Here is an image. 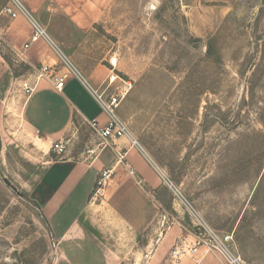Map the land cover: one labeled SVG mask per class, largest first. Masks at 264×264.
Wrapping results in <instances>:
<instances>
[{
  "label": "rangeland",
  "instance_id": "obj_1",
  "mask_svg": "<svg viewBox=\"0 0 264 264\" xmlns=\"http://www.w3.org/2000/svg\"><path fill=\"white\" fill-rule=\"evenodd\" d=\"M85 37L69 60L107 76L119 56L132 82L119 116L159 179L161 213L136 243L205 227L242 264H264V0H113ZM68 140L75 156L103 144L80 119ZM25 156L7 164L0 149V264H53L46 217L19 185L41 163Z\"/></svg>",
  "mask_w": 264,
  "mask_h": 264
},
{
  "label": "crops",
  "instance_id": "obj_2",
  "mask_svg": "<svg viewBox=\"0 0 264 264\" xmlns=\"http://www.w3.org/2000/svg\"><path fill=\"white\" fill-rule=\"evenodd\" d=\"M21 1L60 50L76 61L85 36L95 30L113 2ZM7 5L8 0H0V39L10 53L0 50V149L7 164L14 154H25L24 159L35 155L37 162L31 163H41L37 178L33 169H25L19 185L46 217L55 240L53 264H227L206 248L174 259L173 250L187 249L195 240L177 225L153 246L136 243L135 238L150 236L151 225L161 213L155 198L159 179L141 151L125 138L70 155L68 137L75 120L89 127L93 122L105 126L108 117L83 79L70 75L62 91L47 78L37 80L36 70L43 65L60 74L66 69L46 40L31 42L33 28L26 18L4 13ZM18 53L24 58L19 59ZM81 68L82 77L95 88L106 78L102 68ZM24 82L37 84L31 95L24 92ZM56 142H68L65 155L53 151ZM105 170H111L112 176L102 193L95 194Z\"/></svg>",
  "mask_w": 264,
  "mask_h": 264
},
{
  "label": "built area",
  "instance_id": "obj_3",
  "mask_svg": "<svg viewBox=\"0 0 264 264\" xmlns=\"http://www.w3.org/2000/svg\"><path fill=\"white\" fill-rule=\"evenodd\" d=\"M4 13L11 18H18L20 16L26 18L33 28L31 42H37L41 39L46 40L56 51L61 64L66 69L64 74H60L55 72L52 67L43 65L36 70L37 80L47 78L57 90L62 91L65 81L70 75H75L78 78L83 79L88 90L95 98L102 111L108 117V123L105 126H100L97 122L91 123V127L103 141V144H107L109 141L125 138L133 147H139V143L133 138L127 124L119 116L120 107L128 92L132 88V82L123 80L120 77V59L117 54H113L108 60L109 74L102 81L101 85L98 88H95L82 77L79 70L50 38L47 30L33 17L31 12L26 8L21 0H8V5L4 8ZM1 43L0 39V45ZM28 47L29 44L25 46V49ZM17 57L19 59L24 58L22 53H18ZM121 81L122 84H120ZM36 87L37 84L30 86L28 82L23 83V90L27 95H31L35 91ZM67 146L68 142H56L53 146V151L60 156L65 155L67 152ZM130 172L134 175L133 170ZM112 173L113 172L111 170L103 171L98 181V185L105 186L107 184V180L111 178ZM139 184L142 183L139 182ZM101 188L102 187L99 188L100 193L104 190ZM203 229L204 231H202L198 236H195V241L189 248L184 250H173V258L180 259L186 254L194 255L199 248H206L222 256L227 264H242L240 258L235 257L225 244L228 240H225V242L212 230L206 229L205 227Z\"/></svg>",
  "mask_w": 264,
  "mask_h": 264
}]
</instances>
